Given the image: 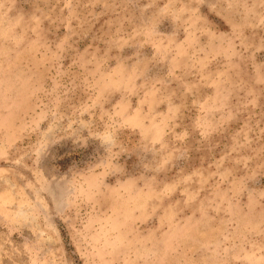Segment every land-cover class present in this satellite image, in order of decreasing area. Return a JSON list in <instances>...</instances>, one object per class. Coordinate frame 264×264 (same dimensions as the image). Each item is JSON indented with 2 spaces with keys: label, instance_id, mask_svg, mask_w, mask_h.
Instances as JSON below:
<instances>
[{
  "label": "rangeland",
  "instance_id": "rangeland-1",
  "mask_svg": "<svg viewBox=\"0 0 264 264\" xmlns=\"http://www.w3.org/2000/svg\"><path fill=\"white\" fill-rule=\"evenodd\" d=\"M0 264H264V0H0Z\"/></svg>",
  "mask_w": 264,
  "mask_h": 264
}]
</instances>
